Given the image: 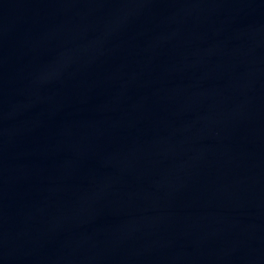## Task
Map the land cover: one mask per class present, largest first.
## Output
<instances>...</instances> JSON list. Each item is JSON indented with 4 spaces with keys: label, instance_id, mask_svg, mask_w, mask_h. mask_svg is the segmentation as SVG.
Returning a JSON list of instances; mask_svg holds the SVG:
<instances>
[{
    "label": "water",
    "instance_id": "95a60500",
    "mask_svg": "<svg viewBox=\"0 0 264 264\" xmlns=\"http://www.w3.org/2000/svg\"><path fill=\"white\" fill-rule=\"evenodd\" d=\"M0 264H264V0H0Z\"/></svg>",
    "mask_w": 264,
    "mask_h": 264
}]
</instances>
